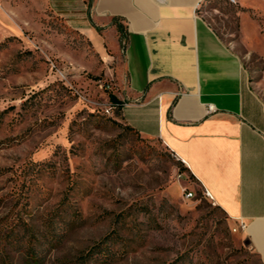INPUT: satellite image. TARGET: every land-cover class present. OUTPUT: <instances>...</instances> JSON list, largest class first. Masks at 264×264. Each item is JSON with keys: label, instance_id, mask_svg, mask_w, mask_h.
Returning <instances> with one entry per match:
<instances>
[{"label": "rangeland", "instance_id": "rangeland-1", "mask_svg": "<svg viewBox=\"0 0 264 264\" xmlns=\"http://www.w3.org/2000/svg\"><path fill=\"white\" fill-rule=\"evenodd\" d=\"M240 11L201 9L263 91L264 25L246 41ZM114 92L45 0H0V264H261L185 165L120 121Z\"/></svg>", "mask_w": 264, "mask_h": 264}, {"label": "crops", "instance_id": "crops-1", "mask_svg": "<svg viewBox=\"0 0 264 264\" xmlns=\"http://www.w3.org/2000/svg\"><path fill=\"white\" fill-rule=\"evenodd\" d=\"M207 1L45 0L112 71L120 121L183 163L264 264V90L202 15ZM235 6L247 41L264 0Z\"/></svg>", "mask_w": 264, "mask_h": 264}, {"label": "built area", "instance_id": "built-area-1", "mask_svg": "<svg viewBox=\"0 0 264 264\" xmlns=\"http://www.w3.org/2000/svg\"><path fill=\"white\" fill-rule=\"evenodd\" d=\"M228 2L230 4H233V5H237L238 4V0H228ZM121 106H122L121 103H115L114 105H112V107L115 108V109H117L118 107L121 108ZM211 109L212 108H209L210 111H211ZM184 193L186 195V198H188V199H191V198L194 197V193H192V192L185 191ZM203 194L213 202V197H212L211 193L207 189L203 190ZM244 229H245V225L243 223H240L238 228H234L233 229V232L236 233V232H238V230H244Z\"/></svg>", "mask_w": 264, "mask_h": 264}, {"label": "trees", "instance_id": "trees-1", "mask_svg": "<svg viewBox=\"0 0 264 264\" xmlns=\"http://www.w3.org/2000/svg\"><path fill=\"white\" fill-rule=\"evenodd\" d=\"M111 99L113 100V101H117L116 100V98L114 97V96H112L111 97ZM116 110H120V108L118 107ZM127 127V129H130V130H133L131 127H129V126H126ZM134 131V130H133ZM135 132V131H134ZM136 133V132H135ZM100 251V250H99ZM100 257H103L104 258V260H106V259H108V256L107 255H105V254H103L102 256H100Z\"/></svg>", "mask_w": 264, "mask_h": 264}, {"label": "water", "instance_id": "water-1", "mask_svg": "<svg viewBox=\"0 0 264 264\" xmlns=\"http://www.w3.org/2000/svg\"><path fill=\"white\" fill-rule=\"evenodd\" d=\"M245 244H248V243H245Z\"/></svg>", "mask_w": 264, "mask_h": 264}]
</instances>
